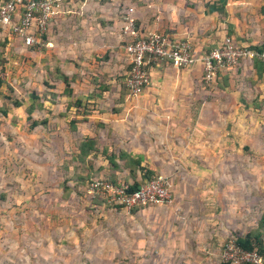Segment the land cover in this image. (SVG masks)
Listing matches in <instances>:
<instances>
[{"label":"rangeland","instance_id":"1","mask_svg":"<svg viewBox=\"0 0 264 264\" xmlns=\"http://www.w3.org/2000/svg\"><path fill=\"white\" fill-rule=\"evenodd\" d=\"M73 1L71 4L67 3L68 5L65 3L64 6L67 5L69 8L63 6L59 14L60 19L66 18V14L71 13L70 9H75L78 4L85 24L88 23L87 19L90 21V14L103 13L92 0H85L86 3ZM244 1L246 2L227 0L233 2L236 8L245 7L249 17L256 22L264 21V0ZM114 6L115 10H120L122 2ZM55 19L50 22L48 31L44 34V38L49 36L51 37L49 40L55 42L49 47L45 45L26 47L13 33L0 27V77L6 82L2 90L22 102V107L14 110L11 105L8 108L10 113L13 110L10 117L0 110V130L5 135H10V138L15 135L20 138L30 136L32 141L27 149V159L31 164L36 162L41 151L38 144V140L44 139L41 131L38 127L29 130L30 120L19 123L17 125L19 128L14 129L10 128L7 122L13 121L14 118L18 119L20 117L18 114L22 120L25 116L24 107L31 99L39 102L36 96L29 97L32 93L45 94L49 92L50 85L59 87L49 82V76L48 85H44V74H52L53 69L58 67L59 60L68 61L66 63L71 61L70 56L73 52L71 43L75 35L74 32H70L71 26L79 23L80 19L74 21L71 18L64 22L61 32L57 31V26L55 28ZM91 20L98 22L97 17ZM71 21V24L68 23ZM65 28L68 31H65ZM58 56H61L60 59ZM103 56L104 54L99 53L96 58L100 61ZM93 58L90 61H93ZM122 58L123 61L115 70L106 71L118 77L120 84L128 71L126 55L124 54ZM99 61L100 66H94V69L101 72L105 64ZM83 67L87 69V66ZM46 71L49 73H45ZM84 72L87 73L86 70ZM246 78L248 77L239 80L234 77L231 83L240 96L245 98L246 93L250 91ZM202 81L201 86L205 89H211V85L215 84V81L210 84L203 79ZM180 89L182 86L180 88L176 86L173 90L176 93ZM148 94L150 95L128 96L123 90L117 89L107 97L109 99L100 98L99 102H102V106H107L108 111L118 106L124 110L134 106L155 104L156 93L151 91ZM205 94L210 96L209 93ZM187 97L191 99L192 95ZM187 97L179 93L178 96L171 97L168 103L171 104L172 101V104L175 102L185 104ZM66 102H63V108ZM99 102H94L93 105H100ZM257 102L261 107L264 105L262 99ZM201 103L194 97L188 102L189 106H199ZM5 106L0 100V108ZM91 108L92 106L85 104V110ZM77 110L73 113L74 116ZM79 111L82 113L83 108ZM70 115H67L68 118H71ZM40 116L37 110L32 114V118L39 119ZM126 116L127 114L123 117ZM131 117H137V120L149 117L154 119L150 113H133ZM243 117L246 116L243 114ZM197 118L196 112L160 113L156 115L155 120L159 123L172 122L176 127H183L186 123L196 124ZM255 118L262 120L263 114L256 113ZM254 131L258 135L261 133L257 125ZM49 132L51 134H47L48 138L55 135L52 134L54 132ZM261 155L260 160L254 162L251 160L248 162L242 156L238 157L237 162L231 160L223 162L221 174L218 172V166L216 173L211 172H214L218 164L214 161L208 164L211 170L199 168L201 164L198 161L177 163V167L173 169L184 174H178L174 178L162 174L169 183L171 193L169 201L159 205L140 206L135 212L123 207H113L107 202V198L102 205L92 203L87 184L78 181L75 183L76 192L69 194L67 200H61V193L56 190V179L63 183L65 175L70 174L71 170L65 169L66 172L59 178L52 176L48 180L50 183L45 186L37 174H32V168L17 161L24 157L17 156L16 160L13 158L12 166L7 161L0 162L5 171L15 170V173L10 172L12 173L10 177L0 174V264H241L226 260L223 250L230 240H234L236 236L244 234L249 229L256 228L264 211V153ZM62 160V164H72L69 159L63 157ZM235 164L238 172L232 178L227 174H230L231 167ZM249 168L253 170L252 174L247 173ZM194 173L197 178L194 177ZM15 174L20 176L15 177ZM182 175L184 178L180 177ZM92 176L105 178L104 173L99 171ZM252 182L255 185V192L249 193L245 188Z\"/></svg>","mask_w":264,"mask_h":264},{"label":"crops","instance_id":"2","mask_svg":"<svg viewBox=\"0 0 264 264\" xmlns=\"http://www.w3.org/2000/svg\"><path fill=\"white\" fill-rule=\"evenodd\" d=\"M79 1L86 3L87 0H77L78 3ZM93 1L103 13L90 14L91 18L90 21L87 19V24L84 23V17L80 15L82 10L78 9L77 2L75 3L78 4L76 8L70 9L71 13L69 15L67 13L66 18L60 19L58 15L59 18L55 19V28L57 26L59 32H61L64 22L71 18L74 21L80 19L79 23L71 26L70 32L75 34L71 43L74 52L71 53V61L66 63L68 61L59 60L57 64L61 71L71 78L72 96L62 94L63 88L61 89L60 86L64 87V85L59 79L49 78L51 84L59 86L58 88L56 86L48 88L49 92L53 91L58 94L56 96L57 103L54 104L45 99L43 106L37 110L41 115L39 119H46V124L36 126L41 131L42 138L44 137L43 140H38L41 151L36 162H32V166L30 160L27 159V149L32 141L29 135L26 138H20L17 135L10 138V135H5L0 130L1 163L7 161L12 166L13 158L16 160L17 156L24 157L17 161L21 162L23 166L25 164L26 167L32 168V174H37L45 186L48 182L50 183L48 180L52 176L55 175V178H59L63 172H66L65 169L71 170V173L65 175L64 178L68 179L67 186L70 194H73L77 190L75 178H78V174L82 175L86 172L84 168L76 166L77 163L73 158L75 145L82 138L94 140L95 146L99 148L96 155L92 153L88 156L92 160L93 171L104 173L105 176L110 171L106 157L103 155V150L106 147L107 152L122 150L133 158L140 159L142 166L155 168L158 173L168 175L169 178L184 174V172L175 171L173 168L177 167V163L185 161L200 162L201 167L199 168H203L202 170L210 169L211 166L208 165L210 161L217 162L216 169L214 172L211 171L216 173L217 166L218 172H220L223 169V162L228 160L237 162L240 156L246 158L248 162L260 160L261 154L264 153V124H262L264 123V105L259 106L257 100L262 99L264 102V67L259 77L253 60H247L229 72L219 73L217 81L211 85L212 88L205 89L201 86L203 70L200 64L190 68H174L169 64L162 63L150 70L151 84L142 93L143 96H149L148 92L154 91L156 93L154 96L157 99L155 104L124 107V110L118 106L115 108L116 110L111 108L108 111L109 108L102 106V102L99 101L100 98H107L115 90L120 89L118 77L106 71L115 70L123 61L122 57L125 54L124 40L120 32L121 9L115 10L114 5L119 2ZM73 2H69V4ZM243 2L246 1L243 0ZM125 4L133 7L135 27L141 33L157 31L164 32L173 39L188 38L199 51L213 48L226 35L233 37L238 45L250 48L264 43V30H261L264 28V21L256 22L249 17L245 7L236 8L233 6V2H227V0H125ZM96 17L97 23L91 20ZM72 21L68 23L71 24ZM65 31L68 29L65 28ZM49 39H51L49 36L44 39L45 46L49 47L55 43ZM99 53L106 57L99 61L96 58ZM60 57L58 56L59 59ZM92 57H94L93 61H90ZM94 60L105 64L101 72L94 69V66H100L98 61L95 63ZM83 66H87V69ZM47 76L48 74H44L45 81H47ZM245 76L248 77L246 81L250 85V91L246 93L247 98L240 96L238 90H235L231 84L234 77L239 80H243L244 77L245 80ZM176 86L178 88L182 86V89L178 90L180 92L176 90L175 93L173 89ZM49 92L45 93L46 98L49 97ZM179 93L183 97L192 95L191 99L197 98L199 103H202L199 106H189L188 102L191 99L187 97L188 100L185 104L183 102L172 104V101L169 104V99L178 96ZM201 93L202 99H200ZM205 93H209L210 96ZM157 94L159 95L157 96ZM73 99H80L83 104L92 106V108L86 113V119L77 122L75 129L71 131L69 121L74 117L80 118L82 114L77 112L74 116L73 113L77 108L67 107V103ZM64 101H67L65 108L62 106ZM97 101L100 105H93L94 102L98 103ZM17 108L19 107H12L14 110ZM194 112L198 114L196 124L186 123L183 127H176L172 122L159 123L155 120L156 115L160 113ZM133 113H150L154 119L149 117L137 120L138 116L131 117ZM256 113L263 114V119L257 120ZM7 114L10 117L13 115V110L12 113L8 112ZM69 114H71V118H68ZM125 114L127 116L123 117ZM243 114L246 117H243ZM18 115L20 116L18 119L14 118L13 121L7 122L10 128H19L17 125L26 121V113L22 120L21 115ZM15 121H17L16 125ZM256 125L261 131L259 135L254 131ZM49 131L54 132L52 134L55 135L48 138L47 134H51ZM19 142L22 144L20 145ZM63 157L69 159L72 164H62ZM100 160L103 161L99 162ZM192 167L191 165V169ZM14 171L13 169L5 171L0 166V174L7 177L12 176L10 172L15 173ZM137 172L140 173L139 170ZM236 172L238 170L235 164L231 167L230 174L227 175H231L233 178L236 176ZM247 173L252 174L253 170L249 168ZM127 175L128 170L117 172V179L125 180ZM14 176L19 177L20 175L15 174ZM180 177L184 178V175ZM194 177L197 178V175L195 174ZM128 181H131L130 177H128ZM56 183V190L60 191V199L63 200L64 185L59 182V179H56ZM254 186L252 182L245 189L249 193H254Z\"/></svg>","mask_w":264,"mask_h":264},{"label":"built area","instance_id":"3","mask_svg":"<svg viewBox=\"0 0 264 264\" xmlns=\"http://www.w3.org/2000/svg\"><path fill=\"white\" fill-rule=\"evenodd\" d=\"M73 0H0V27L9 30L26 47L43 46L44 34L52 20L62 12L65 3ZM120 10L123 49L127 57L128 71L124 84L129 95H141L151 84L150 70L162 63L174 68H190L200 64L203 80L211 83L216 76L239 67L255 57L264 62V51L257 52L249 46L238 45L234 38L225 36L219 44L210 50H197L188 39H173L164 32L150 31L141 33L135 27L133 7L125 0ZM91 198H107L113 207L120 206L131 210L134 206L159 205L168 202L171 193L165 176L158 174L128 191V184H113L103 177L94 178L88 184ZM223 256L235 263L264 264V257L256 251H249L230 240L224 247Z\"/></svg>","mask_w":264,"mask_h":264},{"label":"trees","instance_id":"4","mask_svg":"<svg viewBox=\"0 0 264 264\" xmlns=\"http://www.w3.org/2000/svg\"><path fill=\"white\" fill-rule=\"evenodd\" d=\"M103 1V0H102ZM109 1V0H108ZM66 6H64L65 8ZM230 36V35H227ZM45 39V38H44ZM252 49L256 50L257 52H262L264 51V43L260 45L253 46ZM206 51L210 49H204ZM106 57V55L103 56V58ZM253 65L258 73V76H261V73L263 71L264 67V62L255 57L253 59ZM128 67V66H127ZM52 72V71H50ZM49 73V72H48ZM50 79H59L64 87H63V95L66 96H72V88L70 86L71 78L64 74L59 67H55L53 69L52 74H48ZM216 76L214 81H217ZM48 82L45 81L44 85H48ZM3 84H6L4 82V78L0 77V100L2 101V105H6L5 107L0 108L1 112L4 115H7L8 113V108L12 105L13 107H20L22 106V102L20 100H17L15 98H12L10 95L6 94L3 92L2 87ZM210 84V83H209ZM10 86L9 84H7ZM49 88H54L55 86H48ZM120 89L125 92L126 95H129L128 89L125 86L124 82L120 84ZM11 91V87H10ZM36 93V94H35ZM34 94L32 93L31 96L34 98L36 96V100L39 102H35L34 100L31 99L28 105H26L24 111L26 113V120H30L29 124V130H32L34 127L38 125H45L46 124V119H37V118H32V114L34 111L38 110L43 106V101L46 99L54 104L57 103L56 96L58 95L55 92H49V97L46 98V94L42 92H35ZM5 103V104H4ZM73 106L75 108H83V112L81 114L80 118H71L69 121V129L72 131L75 129V124L79 121H83L86 119V113H88V110H85V104L80 99H73L71 102L67 103V107ZM78 112L79 109L77 110ZM99 151V148L95 146L94 140H90L87 138H82L77 145H75V155L73 158L75 159L78 168H84L86 171L85 174L79 175L78 178H75L78 182L88 184L90 181H92L94 178H97L96 176H92L93 174H97V171H93V164L92 160L89 158L88 155L90 154H95L96 152ZM108 149L107 147L104 148L103 150V155L106 157V160L109 165V172L105 176V179H107L109 182L116 184L118 182H124L128 184V191L136 189L139 185H141L143 182L146 180L160 174L155 168H146L145 166L141 165L140 159L133 158L126 152L120 150L119 152H115L111 150L110 152H107ZM124 170H128V175L126 176L125 180H118L117 179V172H123ZM137 170L140 171V173L137 172ZM74 177V176H73ZM128 177L131 178V181H128ZM67 178H64L63 180V192L62 196L64 199H67L70 190L68 189L67 186ZM92 203H96L98 205H102L105 203V199L99 196H94L91 198ZM140 206H134L131 208L132 212H135L137 208ZM117 208H120V206H117ZM235 242L238 246L245 250L249 251H256L260 255L264 257V211L262 212L259 220L257 227L254 229H249L245 231L244 234H241L239 236H236ZM226 264V263H224ZM241 264H251V263H241Z\"/></svg>","mask_w":264,"mask_h":264}]
</instances>
